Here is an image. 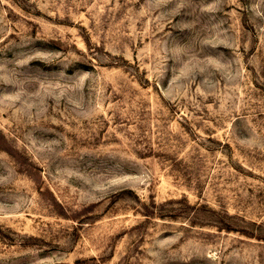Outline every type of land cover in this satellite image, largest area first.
I'll list each match as a JSON object with an SVG mask.
<instances>
[{
	"label": "rangeland",
	"instance_id": "374dc122",
	"mask_svg": "<svg viewBox=\"0 0 264 264\" xmlns=\"http://www.w3.org/2000/svg\"><path fill=\"white\" fill-rule=\"evenodd\" d=\"M0 264H264V0H0Z\"/></svg>",
	"mask_w": 264,
	"mask_h": 264
}]
</instances>
